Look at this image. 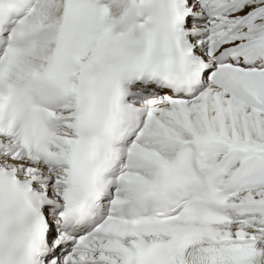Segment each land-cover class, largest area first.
I'll use <instances>...</instances> for the list:
<instances>
[{"label":"snow or ice","instance_id":"1","mask_svg":"<svg viewBox=\"0 0 264 264\" xmlns=\"http://www.w3.org/2000/svg\"><path fill=\"white\" fill-rule=\"evenodd\" d=\"M0 264H264V0H0Z\"/></svg>","mask_w":264,"mask_h":264}]
</instances>
